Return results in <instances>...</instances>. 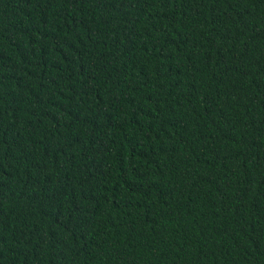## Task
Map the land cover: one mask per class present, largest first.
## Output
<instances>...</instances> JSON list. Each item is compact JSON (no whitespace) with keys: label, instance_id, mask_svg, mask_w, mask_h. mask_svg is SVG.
Here are the masks:
<instances>
[{"label":"trees","instance_id":"16d2710c","mask_svg":"<svg viewBox=\"0 0 264 264\" xmlns=\"http://www.w3.org/2000/svg\"><path fill=\"white\" fill-rule=\"evenodd\" d=\"M0 264H264V0H0Z\"/></svg>","mask_w":264,"mask_h":264}]
</instances>
